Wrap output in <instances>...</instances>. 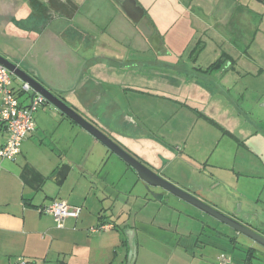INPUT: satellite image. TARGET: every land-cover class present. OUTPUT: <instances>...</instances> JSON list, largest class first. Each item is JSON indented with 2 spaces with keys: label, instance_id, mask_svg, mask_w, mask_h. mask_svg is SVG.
Segmentation results:
<instances>
[{
  "label": "crops",
  "instance_id": "0c3cea01",
  "mask_svg": "<svg viewBox=\"0 0 264 264\" xmlns=\"http://www.w3.org/2000/svg\"><path fill=\"white\" fill-rule=\"evenodd\" d=\"M88 1L0 0V42L4 43L0 45V53L25 54L33 65L36 59L39 72L49 80L54 93L62 95L75 108L83 110L89 116L88 119L103 124L109 133L116 131L117 136L122 134L120 137L127 136L128 139L133 137V125L143 127V121L120 111L115 99L102 86L120 85L143 91L149 87L144 84H150L152 80L142 75L137 80L130 73L139 67H151L152 62L165 69L170 68L179 77L172 81L173 78H169L167 73H161L157 86L172 95H159L181 101L187 111L192 110L198 119L212 122L223 136L232 139L236 151L244 147L250 154L259 155V159L262 157L264 163V150L260 149L264 148V121L253 115L256 107L264 109L258 105L264 100V95L257 93L254 107H248L239 99L241 93L233 91L235 85L232 87L231 80L224 75L229 68H234L230 50H224L218 43L224 39L223 36L216 32L209 36L215 55L205 64H196L201 52V48L197 51L196 47L188 53L189 59H183L184 54L180 56L182 62H176L179 66L167 58L154 61L145 57L128 58L126 50L125 54L122 52V55H118L119 38L113 31H108V26L95 22L100 27L96 31L89 28L84 14L87 11L82 10ZM180 6L182 9L188 8ZM195 7L200 9L201 5ZM145 16L149 23L154 24L147 14ZM199 21L205 32L215 29L214 24ZM154 29L159 38L158 47L164 49L165 39L155 24ZM216 47L220 51H216ZM168 52L167 48L163 52L158 51L159 54ZM217 59L221 60V65L209 69ZM189 62L191 64L187 66ZM130 70L132 72L129 73ZM135 81L141 84H135ZM17 82L20 83L13 79L12 87ZM246 86L244 84L242 89ZM21 101L27 103L25 98ZM34 120L35 129L22 140L16 157L12 160L0 158V264H17L18 258H22L25 264H119L128 260L129 245L125 230L129 228L135 232L136 244L135 257L130 264H214L207 258L215 255V252L207 246L209 243L200 241L198 236L200 233L205 235L213 227L203 224L201 228L191 226L188 230H180L174 227L171 231L154 225L147 227L144 222L137 224L130 208L122 215L115 213V202L110 200L114 181L108 178L109 175L100 178L97 167L103 160L118 164V156L49 103L36 109ZM242 122L255 132L243 127ZM120 127L125 132H118ZM170 130L172 134L174 131ZM148 132L145 131L140 137L147 138ZM6 138L7 132L0 124V147ZM166 139L165 136L161 140L156 148L158 153L151 157V162L157 164L154 161L159 157L162 165L167 158L176 156L189 169L190 175L184 173L185 177L189 179L191 175L199 174V161L185 150L186 142L171 143ZM247 140L249 145H245ZM204 163L206 165L208 162ZM210 179L219 187L226 188L224 180ZM186 185L193 189L195 186ZM228 189L244 198L239 188ZM53 199L80 206L78 216L67 217L63 226H56L51 215L39 211V207ZM105 200L109 201L107 206ZM227 210L230 214L232 209ZM91 227L98 230L91 231ZM184 231L185 234L182 233ZM161 233L173 234L174 241L169 242L167 236L150 241ZM226 237L232 240L238 238V234H225ZM242 246L246 255L242 264H250L247 249L251 245L242 243ZM255 247L254 254L264 260V250ZM199 248L204 250L198 251Z\"/></svg>",
  "mask_w": 264,
  "mask_h": 264
},
{
  "label": "rangeland",
  "instance_id": "374dc122",
  "mask_svg": "<svg viewBox=\"0 0 264 264\" xmlns=\"http://www.w3.org/2000/svg\"><path fill=\"white\" fill-rule=\"evenodd\" d=\"M138 2L165 39L163 42L164 49L160 48L158 51L163 52L167 48L168 54H159L152 43L149 45L140 29L124 16L112 0H90L82 10L87 11V14H84L87 16L86 22L90 29L96 31L100 27L95 23L97 22L101 26H108V31H113L119 38L117 40L118 55H122V52L125 54L126 50V52L128 51V58L145 57L147 59L151 58L152 61L167 58L172 64L178 65L179 63L176 62H182V58L189 59L188 53L191 48L196 47L197 51L201 48L196 64H205L215 55L214 46L209 40V36L216 32L224 37L221 42H218L221 48L230 50L231 63L234 68H229L224 75L231 80L232 87L235 85L233 91L241 93L242 97L240 96L239 99L243 101L244 105L254 107V101L258 97L257 93H263L262 95H264V13L262 14V7L255 0H211L210 8L207 4L206 6L200 4V9L197 7L182 9L180 4L168 3L165 0H138ZM199 20L214 24L215 29L205 32ZM199 39L201 41L198 42ZM5 42L7 41L5 40ZM1 43L4 44L0 42V45ZM203 44L205 45L202 46ZM216 48V51H220L218 47ZM144 53L145 55H143ZM183 54L184 56L181 58L180 56ZM152 63L151 67L137 68V71H134L135 74L130 73L131 70L129 71V75L131 77L135 76L137 80L141 75L147 79L149 78L150 81L152 80V83L146 84V82L144 84L149 87L143 91L127 86L123 88L120 85L119 87L102 86L115 99L120 111H123L126 115L136 117L144 124L143 127L138 125L137 129L131 132L132 138L128 139L127 136L122 138L112 133L111 136H117L113 139H116L124 148H127V143L128 148H139L140 153H144L143 158L150 161L151 157L158 153L156 148L165 136L166 140L171 143L186 142L187 147L185 150L199 161L197 165L201 167L200 173L193 174L188 179L184 176V173L190 175L188 167L182 160H177L171 164L169 169L165 170L166 175L172 177L181 186L182 184H190L195 185L193 186L195 189L200 187L197 192L212 199V203H215L219 210L226 209L225 211L228 212L227 209L231 210L234 206L237 209V205L241 204L243 211L239 216L242 217L238 218L251 224L257 232L264 235V163L261 160L262 157L259 159V155L250 154L244 147H240L236 151L234 141L227 136H223L221 130L215 124L202 118L198 119L197 114H194L192 110L187 111V107L181 101L159 95V93L172 95L166 89L157 86L160 83V74L167 73L169 78H173L172 81H175L179 74H176L170 68L165 69L160 67L159 64ZM190 64L191 62L187 66ZM145 73H148V75ZM135 82V84H141L140 81ZM243 83L247 85L245 89H242ZM170 84L175 85L174 83ZM19 87L20 83L17 82L14 89L19 98L22 99L27 94L19 92ZM258 105L264 107V100L259 102ZM261 108L256 107V110H254L256 112L253 115L255 118H261L264 121V109ZM79 111L85 117H89L83 110L79 109ZM95 123L101 125V123ZM242 124L243 127H249L250 131L252 129L255 132L248 124L245 125L243 122ZM100 127L106 131L102 126ZM170 129L174 131L172 134L169 132ZM118 131L125 132L121 127ZM145 131H149L148 134H151V136L147 134V138L140 137ZM248 140L245 145H249ZM260 149L264 150V148ZM118 158V164L115 161L103 160L97 167L100 178L109 175L108 178H112L114 181L112 186L114 188L113 198L110 197V200L113 199L115 202L113 207L115 213H125L130 208L131 216L135 217L137 224L144 222L147 227L154 225L171 231L174 227H178L180 230L184 228L188 230L191 226L201 228L203 224H209L213 227L210 232L205 235H202L203 233L198 235L200 236L199 240H205L209 243L207 246L210 247V250L215 252V255L207 259H210V262L214 264H219L220 261L216 257L221 252L220 254L230 257L229 264L239 262L242 264L245 262L246 255L242 243L253 245L252 240L235 232L232 228L192 205L178 201L173 196H169L168 199L163 201L153 199L145 190L136 172L120 157ZM158 158L154 161L157 162L156 165H160ZM206 161L208 163L204 165ZM193 178L195 179L194 182ZM210 178L224 180L227 184L226 188L219 187ZM228 187L239 188L242 191L240 193H244V198L238 196L234 191H230ZM208 188L213 190L210 195ZM213 192L219 194L216 196L217 198L212 194ZM108 203L109 201H106L105 206ZM121 219H123V216H121ZM233 232L238 234V238L230 240L226 237L225 239V234H233ZM182 233L185 234V231ZM161 236L162 238L167 236L169 242L174 241L172 239L173 234L169 233L166 235L164 233L157 234L153 238L154 240L150 239V241L161 239ZM203 246L205 247V245ZM202 250L204 249H198V251ZM248 263L264 264V260L252 256ZM119 264H130V262L127 260Z\"/></svg>",
  "mask_w": 264,
  "mask_h": 264
},
{
  "label": "water",
  "instance_id": "95a60500",
  "mask_svg": "<svg viewBox=\"0 0 264 264\" xmlns=\"http://www.w3.org/2000/svg\"><path fill=\"white\" fill-rule=\"evenodd\" d=\"M114 1L119 9L137 25L143 35L146 36L153 44L154 48L157 49L159 38L157 34H154L152 26L148 23V18L144 15L143 8L136 3V0ZM34 62L35 65L27 59L25 54L22 55L18 52L13 55H4L0 53V64L5 66L13 74L12 77L14 79L26 83L29 86L31 90L30 97H33L36 93L41 94L45 98V103L53 105L57 110L80 125L109 150L120 157L136 172L145 190L153 199L163 201L168 199L167 197L173 196L178 201L192 205L201 212L215 218L229 228H232L235 232L252 240L256 245L253 244L250 248L256 249L255 246H258L264 250V235L257 232L251 224L238 218L242 217L239 216L243 211L241 204H238L237 209L233 212L231 211L230 214L220 209L223 211L222 212L215 203H212V199H209V197H204L203 194H199L195 191V188L193 189L189 185H179L172 177L166 175L165 170L169 169L171 164L178 160L176 156L167 158L162 165H156L150 160L144 159V153H140L139 148L131 149L130 147L128 148V146H126L127 148L122 147L116 139L108 135V133L101 129L94 121L88 119L82 113H79L80 111L71 105L62 95L54 93L52 87H50L49 80L39 72L37 60L35 59ZM193 181H195V179ZM158 189L161 191H158ZM208 191L213 190L212 188H208ZM212 194L215 197L219 195L215 192ZM236 216L239 220L236 219ZM125 234L129 245L128 261L132 262L136 248L135 232L133 229L129 228L125 230ZM262 255H264V253H262Z\"/></svg>",
  "mask_w": 264,
  "mask_h": 264
},
{
  "label": "built area",
  "instance_id": "2783aa9c",
  "mask_svg": "<svg viewBox=\"0 0 264 264\" xmlns=\"http://www.w3.org/2000/svg\"><path fill=\"white\" fill-rule=\"evenodd\" d=\"M12 73L0 64V124L7 132L5 143L0 147V158L12 160L20 152L22 140L35 129L34 112L45 103V98L36 93L30 97V88L26 83L20 82L19 92L26 93L24 97L27 103L21 101L14 87H12ZM80 206L70 205L65 200L53 199L48 204L39 207L40 212L51 215L56 226H63L67 217H77ZM91 231L98 228L91 227ZM221 264H229L230 257L220 254ZM17 264H25L22 258H18Z\"/></svg>",
  "mask_w": 264,
  "mask_h": 264
},
{
  "label": "flooded vegetation",
  "instance_id": "af4514ba",
  "mask_svg": "<svg viewBox=\"0 0 264 264\" xmlns=\"http://www.w3.org/2000/svg\"><path fill=\"white\" fill-rule=\"evenodd\" d=\"M113 2H114V4H116L115 3V1L114 0H112ZM165 1H168V3H177V4H180V5H182V6H186V7H195V6H197V5H200V4H209L210 5V3H211V0H165ZM213 1V0H212ZM261 7H262V14L264 13V0H255ZM136 3L138 4V5H140L141 6V4L138 2V0H136ZM116 6H118L117 4H116ZM142 7V6H141ZM145 11V10H144ZM146 12V11H145ZM144 12V15L146 14ZM123 13V12H122ZM124 14V13H123ZM125 15V14H124ZM126 16V15H125ZM127 17V16H126ZM128 18V17H127ZM129 19V18H128ZM130 20V19H129ZM131 21V20H130ZM150 21H152L151 19H150ZM132 22V21H131ZM133 23V22H132ZM148 23H149V19H148ZM134 25H135V27H137V25L135 24V23H133ZM151 26H152V28H153V30H154V34L156 33L155 31V29H154V24L152 23H149ZM138 28V27H137ZM139 29V28H138ZM145 37V39H146V41H148L149 42V44L151 43L150 41H149V39L146 37V36H144ZM156 51H158L159 50V47L157 48V49H155ZM101 126H103V128L105 129L106 127L103 125V124H101ZM133 127H134V129H137V127H138V125L137 124H134L133 125ZM107 130V129H106ZM107 131H109V130H107ZM111 131V130H110ZM118 132H120V131H118ZM110 133H112V132H110ZM116 133V131H113V133L112 134H115ZM120 134V133H119ZM116 135V134H115ZM120 136H122V134L120 135ZM158 191H161V190H159L158 189ZM235 210V206L232 208V212ZM237 217V216H236Z\"/></svg>",
  "mask_w": 264,
  "mask_h": 264
},
{
  "label": "trees",
  "instance_id": "16d2710c",
  "mask_svg": "<svg viewBox=\"0 0 264 264\" xmlns=\"http://www.w3.org/2000/svg\"><path fill=\"white\" fill-rule=\"evenodd\" d=\"M221 65V60L220 59H217L215 60V62H213L210 66H209V69H212V68H218L219 66ZM247 259L249 260L250 257L252 256H256L254 253H255V249L253 248H248L247 249Z\"/></svg>",
  "mask_w": 264,
  "mask_h": 264
}]
</instances>
